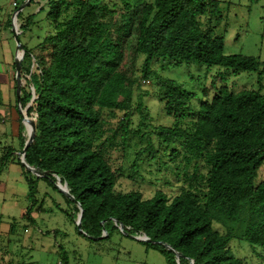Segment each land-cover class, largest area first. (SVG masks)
Returning <instances> with one entry per match:
<instances>
[{"label":"trees","instance_id":"16d2710c","mask_svg":"<svg viewBox=\"0 0 264 264\" xmlns=\"http://www.w3.org/2000/svg\"><path fill=\"white\" fill-rule=\"evenodd\" d=\"M218 6L217 0H47L50 32L32 47L18 39L32 17L21 23L16 50L22 57L10 64L19 149H5L0 173L10 163L19 167L30 203L23 219L34 223L42 181L60 192L77 232L81 209L78 233L87 240L118 232L148 239L137 241L166 264H246L231 249L236 242L264 264V61L225 54L223 38L212 35L213 21L221 19ZM12 18L6 21L10 30ZM166 61L232 76L253 73L256 86L236 90L213 81L197 97L155 73L153 65ZM151 80L171 122L150 130L149 93L141 81ZM23 111L33 132L25 162L34 173L21 163L28 141ZM118 114L115 134H127L136 115L134 132L146 141L135 153L130 178L140 177L145 165L168 166V159L181 179L175 196L155 190L144 198L139 190L118 188L122 170L113 169L102 140L105 123ZM64 184L68 196L59 187ZM15 227L13 220L9 235Z\"/></svg>","mask_w":264,"mask_h":264},{"label":"rangeland","instance_id":"374dc122","mask_svg":"<svg viewBox=\"0 0 264 264\" xmlns=\"http://www.w3.org/2000/svg\"><path fill=\"white\" fill-rule=\"evenodd\" d=\"M13 1L18 2V7H12V0H0V158L7 147L16 151L19 149L18 113L13 95L14 73L8 62H4V45L1 44V25L22 5L21 1ZM217 1L221 19L213 21L212 35L223 38L225 54L252 56L264 61V0ZM20 15L17 28L28 16L33 20L27 33L18 37L20 43L27 41L28 46L32 47L50 32L45 14L38 15L34 13V8L25 6ZM8 45L12 53L16 51L13 36L8 40ZM19 55L20 51H17L15 60ZM155 68L159 76L177 81L197 97L202 93L203 86L209 87L213 81L235 86L236 90L256 86L257 76L253 73L232 76L219 68L197 64L176 66L168 61L153 65ZM261 80L264 84V74ZM152 82L141 81L142 90L149 93L144 103L148 109L150 130L152 127L169 126L171 122V117L165 115L155 96ZM119 117L120 114L115 119L107 120L102 138L107 160L114 170H122L123 177L118 181V188L123 191L139 190L144 198H150L155 190L163 191L169 198L175 196L181 179L175 176L168 159H164L168 166L158 168L145 165L139 170L140 177L130 178L135 153L146 147V141L139 139L141 134L134 132L138 126L136 115L127 134L122 131L115 134ZM150 137L156 140L153 135ZM153 144L157 149L156 143ZM26 194V183L19 167L15 163L8 164L0 173V198H3L0 201V264H63L65 260L67 264H166L157 251L118 232L101 241L85 239L68 222L64 214L67 207L60 192L42 181L38 183L36 206L31 213L34 223H28L23 219L30 205L26 201ZM13 220L16 221L15 233L9 235V224ZM230 246L246 264H261L244 244L232 242Z\"/></svg>","mask_w":264,"mask_h":264},{"label":"water","instance_id":"95a60500","mask_svg":"<svg viewBox=\"0 0 264 264\" xmlns=\"http://www.w3.org/2000/svg\"><path fill=\"white\" fill-rule=\"evenodd\" d=\"M23 5H21L16 11H15V13L13 14V18H12V20H11V31H12V35H13V38H14V40H15V42H16V45H17V48L19 49L20 48V44L18 43V40H17V34H16V31H15V22H16V16L22 11V9H23ZM21 57H22V51H20V55L16 58V64H18L19 63V61H20V59H21ZM18 95H19V86L18 85H16V96L18 97ZM21 117H22V124H23V126H24V128H25V130H26V132H27V134H28V141L26 142V144L24 145V147H23V149L21 150V153H20V155H21V163H22V165H23V167H25V169L26 170H28V171H30L31 173H34V171L26 164V162H25V151H26V149H27V147L32 143V141H33V132H32V130H31V128H30V126L28 125V123H26L25 121H24V112H22L21 113ZM59 187L61 188V190L63 191V193L66 195V196H68V194H67V188H66V185L64 184V185H59ZM81 217H82V211H81V209L79 208V216H78V219H77V222H76V227H77V230H78V232L79 233H81V234H83L82 233V231L80 230V227H79V224H80V221H81ZM120 229L122 230V228H121V226H120ZM131 238H133V239H135V240H138V241H142V242H147L148 241V239H137V238H134V237H131ZM168 248V247H167ZM168 249H170V248H168ZM171 250V249H170ZM177 257H178V255H177ZM192 264V263H191Z\"/></svg>","mask_w":264,"mask_h":264},{"label":"crops","instance_id":"0c3cea01","mask_svg":"<svg viewBox=\"0 0 264 264\" xmlns=\"http://www.w3.org/2000/svg\"><path fill=\"white\" fill-rule=\"evenodd\" d=\"M17 1H21L22 2V5L25 7H31V8H34V13H37L38 15L39 14H46V12H47V9H46V3H47V0H17ZM13 2H15V1H13L12 0V3ZM12 3H11V5H12ZM16 3V7H18V2H15ZM13 7V6H12ZM16 7H13V8H16ZM23 7V8H24ZM15 10V9H14ZM23 10V9H22ZM16 11V10H15ZM15 11H14V13H15ZM21 13V12H20ZM22 20V19H21ZM21 25V24H20ZM1 28H2V33H1V35H2V45H4L3 46V50H2V52H3V58H4V62L7 64V62H8V64H9V67H10V69H11V66H10V64H11V61L12 60H14L15 59V54H16V52H17V50L15 51V52H13L12 53V51H11V48L9 47V45H8V40H10L11 38H12V33H11V30H10V28H7V26H6V23L5 24H2L1 25ZM19 28H20V26H19ZM19 28H17V23H15V31H17V33L19 34ZM22 35H24V34H22ZM23 37V36H22ZM14 39V38H13ZM7 47V48H6ZM11 59V60H10ZM8 93H9V91H8ZM17 132H19V129L17 130ZM16 154V153H15ZM1 193H3V192H1ZM1 200H3V198H0V201Z\"/></svg>","mask_w":264,"mask_h":264},{"label":"built area","instance_id":"2783aa9c","mask_svg":"<svg viewBox=\"0 0 264 264\" xmlns=\"http://www.w3.org/2000/svg\"><path fill=\"white\" fill-rule=\"evenodd\" d=\"M12 6H13V7H16V3H15V2H13V3H12Z\"/></svg>","mask_w":264,"mask_h":264}]
</instances>
